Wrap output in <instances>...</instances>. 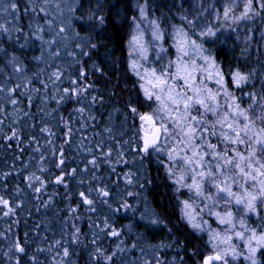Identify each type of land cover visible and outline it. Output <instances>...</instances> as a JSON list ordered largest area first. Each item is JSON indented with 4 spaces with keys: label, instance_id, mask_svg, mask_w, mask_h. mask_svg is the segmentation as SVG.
Instances as JSON below:
<instances>
[{
    "label": "trees",
    "instance_id": "1",
    "mask_svg": "<svg viewBox=\"0 0 264 264\" xmlns=\"http://www.w3.org/2000/svg\"><path fill=\"white\" fill-rule=\"evenodd\" d=\"M16 2L21 5L17 16L23 33L13 32L11 39L0 33V48L7 53L0 52V197L8 200V207L14 210L5 215L8 207L0 204V264H15L17 260L34 264L32 257L36 258L35 264H53L57 252L62 256V247L56 241L74 253L64 259V264H92L89 256L96 248L110 255L117 245L125 251L118 252L112 264H143L146 259L153 260L154 255L167 264H202L204 256L212 254L208 235L191 227L182 214V202L193 204L197 221H206V229L223 232L225 226L209 215L204 207L207 201L175 183L182 165L170 161L166 152L138 151L141 122L129 111V104L140 113H151L156 105L145 100L139 84L148 85L130 70L129 63L136 60L144 75V68L154 67L159 72L161 62L152 48L146 60L139 59L130 48L135 30L132 17L140 22L137 5L147 2L148 19L159 18L165 32L162 46L167 49L166 60L176 57L168 35L171 25L188 30L198 44L209 50L205 54L214 55L222 65L228 90L243 109L252 102L248 93L264 95V17L235 22L225 19L224 7L232 0H50L53 7L48 9L47 17L23 12L28 0ZM57 3L60 11L54 7ZM68 7L75 8V12L69 13ZM242 11V0H237L229 15L238 16ZM181 15L196 19L195 32L180 19ZM100 16L104 17L103 24L98 20ZM48 19L53 22V31L48 30ZM6 20L11 21V17L0 15V23ZM30 22L33 28L36 24L45 28L43 41L31 34ZM61 27L65 31L58 36ZM141 27L145 41L150 42L148 21H143ZM208 27L216 32L215 36L197 34ZM52 39L56 43L49 46L47 41ZM92 44L96 47H90ZM12 55L26 66L22 75L9 63ZM237 68L250 74L249 81L240 88L228 76L229 69ZM57 70L61 73L59 79L52 75ZM205 83L217 91L214 81ZM9 88L16 91L10 93ZM64 89L70 91L65 93ZM220 104L227 110L222 92ZM192 114L197 115L195 111ZM208 119L215 118L209 114ZM256 123L260 125V121ZM212 142L217 143L215 138ZM170 144L162 143V147L167 149ZM239 150L247 154L243 145ZM60 160L64 163L59 164ZM169 167L175 173L171 177ZM30 176L34 177L31 181ZM58 176L63 177L62 182H57ZM185 183L191 180L186 178ZM97 189L110 195L104 197ZM211 191L214 193V189ZM233 191L239 188L234 185ZM80 192L94 203H84ZM124 204L130 207L125 209ZM215 211H223V204ZM141 214L146 219L142 220ZM153 218L160 223L149 224ZM245 219L250 226L257 223L255 216ZM76 228L80 231L78 241L73 243ZM113 229L119 237L110 235ZM161 242L170 247L157 248L154 253L152 246ZM16 243L25 247V253L14 248ZM233 243L245 251L243 242L234 238ZM229 264H243V258L235 262L229 259Z\"/></svg>",
    "mask_w": 264,
    "mask_h": 264
},
{
    "label": "snow or ice",
    "instance_id": "2",
    "mask_svg": "<svg viewBox=\"0 0 264 264\" xmlns=\"http://www.w3.org/2000/svg\"><path fill=\"white\" fill-rule=\"evenodd\" d=\"M242 3L243 11L238 16L231 17L229 14L237 6V0H232L231 4L225 5L224 18H231L235 22L244 19L251 20L253 16L264 17V0H242ZM52 7L50 0H42L41 3L28 0L22 10L23 12L30 11L34 17H40L41 14L47 17L50 14L48 9ZM54 7L57 11L61 9L59 3ZM137 9L141 21L137 22V18L132 17L135 30L129 41L130 48L141 60L148 58L149 48H152L156 60L161 62L159 72L154 67L144 68V75H141L139 69L142 66L136 60H130L129 63L130 70L148 85L146 87L144 83L139 84L145 100L156 105L151 113H140L137 107L129 104V111L138 116L141 122L138 133L142 135L138 136L140 145L138 151L144 154L166 152L170 161L182 165L175 183L188 188L202 201H207L204 207L209 215L215 216L219 225L225 226L223 232L211 228L206 229L204 227L206 221L203 223L197 221L198 213L193 204L188 200L182 202V214L191 227L199 232H206L208 235L207 243L212 249V254L204 256L202 264H229V259L235 262L241 257L243 264H264V95L257 97L254 93H248L252 102L248 108H241L238 98L228 90V79L222 65L214 55L205 54L209 50L205 49L202 44H198L183 26L171 25L172 31L168 35L172 38L176 57L175 60H166L167 49L162 46L165 32L161 28L159 18L148 19L149 5L147 2L137 5ZM20 11L21 5L16 0H0V15L11 17V21L6 20L5 23H0V33L8 34L9 39L12 38L13 32L23 33V28L18 24L17 13ZM67 11L74 13L75 8L68 7ZM60 14H63L62 11ZM180 19L186 21L189 28L195 32L197 28L195 18L189 19L187 15H181ZM217 19H219V14ZM98 20L101 24L104 23L103 16L98 17ZM143 21H148L151 29L150 42L145 41V32L141 27ZM46 24L48 30L53 31L52 20H46ZM29 28L32 35L43 41L42 33L45 31L43 26L36 24L33 28L30 22ZM64 31L65 28L61 27L57 35L59 36ZM197 34L201 37L215 36L216 32L208 27ZM47 43L51 46L56 43V40L52 39ZM23 47L24 45H21V48ZM90 47L95 48L96 45L92 44ZM0 52L7 54L3 48H0ZM129 55H132V51ZM36 59H42V57ZM165 60L166 62H163ZM9 63L14 72L20 75L26 70V66L18 62L15 55L10 57ZM52 75L59 79L61 73L57 70ZM228 76L237 88L246 84L250 79V74L242 73L238 68L229 69ZM25 79L27 80L26 77ZM205 81H214L217 91L214 92L213 89L207 87ZM28 83L31 81L29 80ZM19 87L20 85L17 84L16 88ZM2 88L3 86H0V90ZM16 88H9L8 91L15 92ZM69 91V89H64L65 93ZM221 92L227 110H223L220 104ZM12 103L15 104L16 101L13 100ZM194 111L197 115L192 114ZM209 114L215 119L209 120ZM257 121H260L259 126ZM15 135L16 133L13 132V136ZM212 138H215L217 143H213ZM169 142L175 147H171V144L167 149L162 147V143L168 144ZM241 145L245 147L247 154L239 150ZM143 158L142 156L141 159ZM63 163V160L59 161V164ZM92 163L95 164V161ZM167 171L170 177L175 174L171 167ZM72 172L74 173L75 169H72ZM33 178L30 176L28 180L31 181ZM186 178H189L191 183H185ZM35 179L39 180V177ZM56 179L57 182H62L63 177L58 176ZM128 182L131 183V180L129 179ZM206 185L208 190H206ZM234 185L239 188V191H233ZM29 186L31 187V184ZM36 190L39 191V189ZM89 191L92 189L89 188ZM97 191L104 197L110 195L103 189H97ZM79 195L84 203L88 205L94 203L84 192H80ZM221 203L223 211H215ZM0 204L8 207L9 201L0 197ZM123 207L128 209L130 205L124 204ZM12 211L14 210L8 207L5 215ZM249 215L257 218L255 226H250L245 219ZM141 219H146L144 214H141ZM148 223L157 225L160 221L153 218L149 219ZM105 225L107 226V221ZM79 231L80 229H75L73 243L78 241ZM110 235L119 237L120 233L113 229ZM234 238L243 242L245 251L238 250L240 246L233 243ZM92 243L95 246V240ZM55 244L62 247V256L57 252L52 257L53 264H64L65 258L74 255L68 247H63L60 241H56ZM133 247L136 245L134 244ZM164 247H170V245L161 242L158 246H152V250L155 253L157 248ZM14 248L19 253L26 251L25 247L19 243H16ZM39 251H44V249ZM123 251L125 249L117 245L116 250L107 255L96 248L95 252L90 254L89 260L92 264H99L101 260L104 264H112L117 253ZM141 252L143 253L144 249H141ZM57 257L60 259L58 260ZM32 260L35 264L36 258L32 257ZM15 264H20L19 260ZM143 264H167V262L162 261L159 255H154L153 260L146 259Z\"/></svg>",
    "mask_w": 264,
    "mask_h": 264
}]
</instances>
